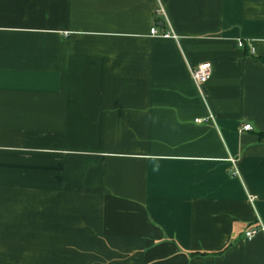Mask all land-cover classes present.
I'll use <instances>...</instances> for the list:
<instances>
[{
  "label": "crops",
  "instance_id": "obj_1",
  "mask_svg": "<svg viewBox=\"0 0 264 264\" xmlns=\"http://www.w3.org/2000/svg\"><path fill=\"white\" fill-rule=\"evenodd\" d=\"M258 220L264 0H0V264H264Z\"/></svg>",
  "mask_w": 264,
  "mask_h": 264
},
{
  "label": "built area",
  "instance_id": "obj_2",
  "mask_svg": "<svg viewBox=\"0 0 264 264\" xmlns=\"http://www.w3.org/2000/svg\"><path fill=\"white\" fill-rule=\"evenodd\" d=\"M150 35L151 36H157V32L155 28H152L150 30ZM167 36V35H165ZM239 47L242 46L241 43L238 44ZM211 73L210 67L207 64H202L197 66L196 68L192 69L191 71V77L196 84L198 88L201 87L209 78ZM200 121V120H197ZM252 127L249 124H245L242 126L243 131H250ZM258 233H263L264 234V225L263 222L258 220L257 221V226L251 227L248 230L244 232V238L248 241L252 240Z\"/></svg>",
  "mask_w": 264,
  "mask_h": 264
}]
</instances>
